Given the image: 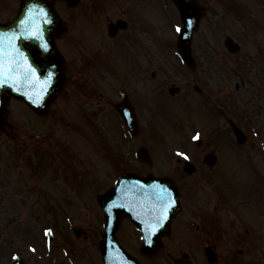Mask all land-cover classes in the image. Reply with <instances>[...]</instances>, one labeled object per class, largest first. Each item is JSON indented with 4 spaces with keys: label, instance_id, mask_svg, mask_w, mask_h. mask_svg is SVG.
<instances>
[{
    "label": "rangeland",
    "instance_id": "374dc122",
    "mask_svg": "<svg viewBox=\"0 0 264 264\" xmlns=\"http://www.w3.org/2000/svg\"><path fill=\"white\" fill-rule=\"evenodd\" d=\"M150 1L144 0L142 10L138 8L140 10L138 22H142L141 26L136 28L139 35L144 37L145 80L142 84L134 83L132 85L134 91L130 88L132 98L137 101L139 96L143 103L141 107L137 101L140 121L137 136L125 138L124 126L111 110V101L113 97L115 98V85L117 83L128 85L134 78L120 76V73L114 74L111 69L108 71L111 72L112 78L107 81L113 84L112 88L102 85L103 82L101 84L98 82L101 74L99 70H103L101 67L93 70L90 64L89 68H82L79 78L71 82L72 86L76 83L80 87H74L75 91L70 95L71 101L66 104L68 106L64 105V110L63 99L58 103L55 102L48 114L42 116H35V113L15 100L11 102L10 125L0 130V256H3L0 264H4L2 262L5 254L9 255L12 249L21 253L26 264H54L57 259L64 257L59 253L58 248L61 246L64 252L68 251V255L71 254L76 264H101L100 255L96 250V240L101 233L103 214L97 204L96 193H101L105 189V187L99 189V185L103 186L106 181L98 180L95 176L103 178L107 175L109 184L117 176L115 171L112 172L115 168H119V171L129 168L141 173L154 171L161 174H167L172 167L182 171L174 159L178 156L183 157L178 155L180 152L185 153L188 159L192 156L196 165L194 171L187 172L183 169L182 173L176 176L177 181L183 186L182 191L185 195L183 204L188 207L189 215L202 214V209L207 204V201L203 202L208 194L203 195V191L200 194L198 190H208V186L218 189L217 186H221V189L227 192L226 195L237 203L238 208L242 209L245 204L249 205L247 215L251 218L250 223L241 222L234 226L243 236L245 233L250 238L255 249L241 254L236 252V263L245 264L246 259L255 264H264V152L260 147L261 143L264 144V92L259 88H264V62L260 66L254 62L257 68H250V71L243 74L235 72L236 68L231 63L237 55L224 54L221 37L224 33L234 30L236 19L235 23L226 24L231 18L224 15L219 17L216 10L218 5H216L214 12L206 16L207 19L202 26L195 31L192 42L195 57L198 60L201 58L202 64L211 63L213 69L203 65L198 67L204 69L203 74L198 71L189 72L178 63V55L171 54L172 46L168 44V34L160 32L162 37L160 33H152V29L148 26V22L155 19V24H163L158 10L150 9L152 6ZM14 2L12 1V4ZM7 12L8 10L3 12L1 9L0 16ZM173 12L172 7V15ZM177 24L179 25V22ZM78 32L89 46L96 41L95 32L92 36L87 35L83 27L78 29ZM160 37L167 40L164 48V41ZM109 45L105 43L104 48L112 56H116L114 53L116 50L113 48L111 50V43ZM247 46L252 52L253 47L250 42ZM167 47L170 56L164 54ZM77 49L76 58L82 55L91 57L81 49ZM99 56L106 58L108 52L100 53ZM75 60L71 58L69 66L74 67ZM162 67L163 76L157 75L154 78L150 76L151 70L159 71ZM173 67L177 69L175 72L172 70ZM205 79H208L209 86L196 96L200 102L203 100V107L201 109L198 107L199 102L184 103L183 100L193 85L199 84L198 82L204 83ZM172 82L180 87V94L175 98H172L167 90ZM110 93L112 99L109 97ZM157 93L163 95L162 98L165 99L164 108L171 106L172 110L155 107L157 104L152 99ZM72 102L76 106L71 105ZM91 103L95 104L94 111L90 106ZM195 108H199V111L196 112ZM186 109L190 111L195 109L193 112L196 113L188 115ZM76 120L78 123L75 131L70 133ZM94 127L101 133L95 132ZM233 128L241 129L245 137L239 147L233 139ZM197 131L201 138L211 141V147L224 154L222 157L225 159L220 157L221 163L219 161L214 167H209L202 156L206 147L189 144L191 133ZM77 132L80 136L76 135ZM95 133H98V136ZM105 135L107 138L101 139ZM91 138L98 144L89 146ZM141 143L150 155L149 165L135 161L134 153ZM120 146L122 152L126 151L124 156L127 160L125 158L124 163L117 166L123 156L117 158ZM65 147L77 154L81 149L84 151L81 158L78 157L80 159L73 163L72 158L69 161L66 159ZM234 147L239 148V151H236L239 153V156H235L236 159L231 155L236 150ZM189 149L190 152L192 150V155ZM16 151L20 156L17 159ZM244 153L248 154L246 165L243 164L246 158H238ZM227 154H230L231 158L228 157L229 155L226 156ZM26 160H30L37 171H34V168L28 171L26 166L31 165ZM46 160L48 165L44 166ZM92 169L96 172H92ZM251 171L253 173L250 176ZM84 172L91 175L88 176ZM91 179L98 180V183L93 181L92 187H88L87 184ZM227 184L230 186L225 189L224 186ZM54 201L60 205L65 203V208L58 212L59 209L56 210L55 207L59 204L54 207ZM213 205L214 201L210 206ZM49 209L51 213H48ZM220 210V206H217L215 213ZM67 215L70 218L68 217L69 222L65 223L61 217ZM56 216L59 217L58 225H61L59 233L57 232L58 237L56 236L54 243L45 242L44 245L42 236L47 233L52 223H57ZM196 217L197 223L194 225H189L188 221H183L182 216L179 217L177 221L180 227L176 223L172 232L173 238L176 237L177 241L173 243V238H165L166 245L162 244L158 255L169 260V264H207L205 261L201 263L202 250L198 246V235L202 234L203 228L200 217ZM185 218L187 219V214ZM215 222L217 223L218 219H215ZM73 228L85 232L81 236H76L73 234ZM231 232L227 229V235ZM117 234L121 240L124 239V243L134 254H139L140 242L135 235L127 236L120 229ZM200 245L202 246V243ZM53 246L54 251L60 256L48 255L50 252L47 249ZM218 250L220 261L228 260L225 248L219 247Z\"/></svg>",
    "mask_w": 264,
    "mask_h": 264
},
{
    "label": "water",
    "instance_id": "95a60500",
    "mask_svg": "<svg viewBox=\"0 0 264 264\" xmlns=\"http://www.w3.org/2000/svg\"><path fill=\"white\" fill-rule=\"evenodd\" d=\"M29 9H31V12ZM41 9L43 12L40 11ZM45 12L47 13V22H44L43 18V13ZM181 17L184 26L182 27V32L179 33L178 48L183 58H185L191 30L195 22L192 20L189 23L186 16L182 15ZM22 20L26 21L25 25L31 27L33 31L40 29V38H24L21 36L16 39L19 48L24 49L26 46L32 50V54L31 56H26L29 60L27 63L25 61H19L18 63H14L11 68L7 66V63L5 65L4 75L10 82L0 85V126L5 122L3 112L8 99L5 93L23 100L35 111L41 113L47 110L48 105L60 91L64 83L61 59L55 51L52 40L53 33L61 30V24L57 20L51 6L43 0H23L17 17L3 25L0 24V32H23L25 29L24 26H21L20 22ZM44 43L48 45L47 50L42 47ZM24 53L26 54L25 51ZM5 60L7 62L9 58L7 59L6 57ZM28 65H31L34 72H29ZM26 73H28L27 76L25 75ZM29 97H31V99ZM121 114L123 117L128 114V122L131 120L134 123L130 111H128L127 114L123 111ZM128 125L131 127L132 123ZM148 187H150L151 190H147ZM169 187L171 189L174 188L172 183L167 179L154 177L142 179L136 175H132L121 179L116 185V191L114 189L108 194L101 196L99 201L106 213V231L100 242V251L105 264H111V261H115L117 258H123V262L116 261L115 264H138L136 260L130 258L119 246H117L116 239L113 236L116 225L120 217L137 213L134 203L142 201L141 196L146 197L151 192L164 198L163 201L160 199L162 208V202L168 199V195L165 193L169 191ZM150 198L151 197H146L145 200ZM165 203L170 205L163 213V216L166 218L163 219L158 230L152 233V237L148 239L146 237L144 238L143 251L145 254L151 253L153 249L159 245V235L167 231L168 223L178 209L175 202L173 206L168 200H166ZM145 208L146 206H143V209ZM112 215L115 217L113 226L111 225ZM169 216L170 218H168Z\"/></svg>",
    "mask_w": 264,
    "mask_h": 264
},
{
    "label": "flooded vegetation",
    "instance_id": "af4514ba",
    "mask_svg": "<svg viewBox=\"0 0 264 264\" xmlns=\"http://www.w3.org/2000/svg\"><path fill=\"white\" fill-rule=\"evenodd\" d=\"M56 1V0H53ZM76 4V6H79L82 4L83 1L87 2L88 6V12L89 13H96L98 11L102 10V7H106L105 2H110L111 0H73ZM124 4L121 6L119 12L122 13V18H117L123 20L126 22L125 27L121 30H117V33L113 36L114 41L111 42V46L114 49H120L122 48L126 54V59L130 61V69L133 72L132 77L135 78V80H141L144 78V56H143V43H144V37L139 35V32L136 30V28L140 25L141 22H138V15L140 9L142 10V4H144V0H123ZM195 2L198 4V6H201L205 9L206 14H212L216 8V5H218V8L216 9L219 16H229L231 18L230 20L226 21V24L235 23L234 30L230 32V34L224 33L221 37V39H225L228 36H231L234 40V42L238 43L239 50L234 53L238 55H244V48L246 42H250L251 46L253 47V55L254 58L258 59L260 63L264 62V0H195ZM86 4V3H85ZM151 10H157L160 7H163L167 14H168V23L170 26H172V7L174 12H176V8L174 4L172 3V0H151L150 1ZM215 7V8H214ZM108 11V9H105ZM138 11V12H135ZM94 15V14H92ZM107 15V14H106ZM204 16L201 18V23L204 21ZM107 19V17H106ZM114 20V19H113ZM111 21H109L110 23ZM136 22V27H134V23ZM201 25V24H200ZM227 32V30H225ZM239 60L242 59V57L238 58ZM105 67V66H104ZM197 64H194L190 67H187L189 72H195L198 71L201 74H203L204 69L202 71H199L197 68ZM72 71H67V74L69 76V80L72 79ZM78 74L76 72L75 76ZM153 77L156 75L153 71L151 74ZM208 79H205V82L201 83L203 90L209 86ZM191 94L193 92H201V90L198 88V86H194L191 89ZM130 98V97H129ZM132 98V97H131ZM137 101L139 102V98H137ZM133 103V102H132ZM134 104V103H133ZM135 106V105H134ZM136 107V106H135ZM207 146H209V143H206ZM211 153H213L216 156V153L214 150H210ZM239 154V153H238ZM238 154H235L236 156H239ZM248 154H240V157L246 158ZM213 157L214 164L209 167H214L215 164H218L219 158ZM195 160V159H193ZM176 163L180 165L181 170L183 171V162L180 161L179 158H176ZM182 171H178L177 168L172 167L170 169V174L172 176H178ZM204 193L208 194V197L205 198V202L207 201V204L211 202V200H214L215 207L220 206V216L224 218L222 223H227L229 225H233V233L228 234L226 236V245L224 244V233L223 231L227 230V228L220 229H214L210 227L209 229H206L204 232V235L202 234V242H205V245H210L213 247L216 255V261L212 264H231L234 261H236L235 255L236 252L238 254H241L247 250H254L255 247L252 244V241L246 234L243 236L239 229L236 228L234 225L238 223H249L251 221V218L248 213L249 205L245 204L242 209L238 208L237 203H232L230 201L225 193L218 189H211L208 191H205ZM204 195V194H203ZM206 204V205H207ZM217 219H220V217H216ZM127 226L130 225V221L126 219ZM172 229H173V222L171 225V232L163 237V241L165 244V238L166 239H172ZM120 230L126 234L125 229L120 227ZM134 230V229H133ZM119 231V230H118ZM140 235V234H139ZM248 238V239H247ZM175 241V238H173V243ZM255 243V241H253ZM173 248V246L171 245ZM219 247L225 248V255L228 257V260L220 261V252L218 250ZM161 250H156L154 254L144 257L140 254L138 260L141 264H161L163 262L164 264H169V260L163 259L160 255ZM172 251V250H170ZM207 264L206 260H204ZM220 261V262H219ZM245 264H255L253 261L250 260H244ZM26 264V263H25Z\"/></svg>",
    "mask_w": 264,
    "mask_h": 264
},
{
    "label": "snow or ice",
    "instance_id": "6c2138e0",
    "mask_svg": "<svg viewBox=\"0 0 264 264\" xmlns=\"http://www.w3.org/2000/svg\"><path fill=\"white\" fill-rule=\"evenodd\" d=\"M29 11L31 12V9H29ZM40 11L43 12L42 9ZM46 17H47V13L45 12V13H43L44 22H47ZM20 23H21V26H24L26 24V21L22 20ZM176 31L182 32L181 26L178 25L176 28ZM21 36H23L24 38H40V29L33 31L31 29V27H27V28H25V30L23 32H20V33H17V32H10V33L0 32V85L10 82L9 79L6 78L4 75V68H5L6 63H7V66L9 68H11L14 63H18L19 60L22 58V56L19 52V48L15 44V40ZM42 47L45 50H47V47H48L47 43H44L42 45ZM5 57H9V60L7 62L5 60ZM28 70H29V72H34V69L31 68V65H28ZM27 74L28 73H26L25 75L27 76ZM45 82H47V81H45ZM29 98L31 99V97H29ZM198 138H199V134H197L196 136L193 137L194 140L198 139ZM178 155L183 156L185 159H188L186 154L183 152L178 153ZM160 199H161V201H163L164 198L161 197ZM169 206L170 205H168V204H163L162 205V211H166L167 207H169ZM165 218L166 217H164L161 214V216L156 221V226L159 227L160 224L162 223L163 219H165Z\"/></svg>",
    "mask_w": 264,
    "mask_h": 264
}]
</instances>
